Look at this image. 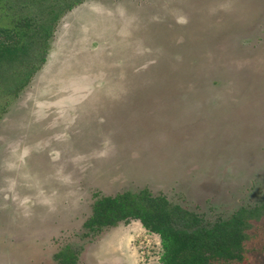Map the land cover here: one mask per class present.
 Returning <instances> with one entry per match:
<instances>
[{
    "label": "rangeland",
    "instance_id": "rangeland-1",
    "mask_svg": "<svg viewBox=\"0 0 264 264\" xmlns=\"http://www.w3.org/2000/svg\"><path fill=\"white\" fill-rule=\"evenodd\" d=\"M19 93L0 95V264H161L139 220L83 226L145 188L210 223L259 207L232 264H264V0H83Z\"/></svg>",
    "mask_w": 264,
    "mask_h": 264
},
{
    "label": "trees",
    "instance_id": "trees-1",
    "mask_svg": "<svg viewBox=\"0 0 264 264\" xmlns=\"http://www.w3.org/2000/svg\"><path fill=\"white\" fill-rule=\"evenodd\" d=\"M30 1L0 0V95H12L14 99L45 61L60 16L83 0H70L62 5L56 1ZM33 3L38 4L37 14L28 12ZM24 10L28 11L22 13ZM5 66H17L12 73L16 76L6 77L1 72ZM91 208V214L83 222L87 232L99 233L120 222L139 220L148 231L158 234L161 264L241 262L250 251L245 246L248 231L262 212L257 206L251 210L242 208L228 219L210 223L192 209L172 203L164 195L154 196L146 188L99 196ZM77 254L66 246L54 257L60 264H75Z\"/></svg>",
    "mask_w": 264,
    "mask_h": 264
}]
</instances>
